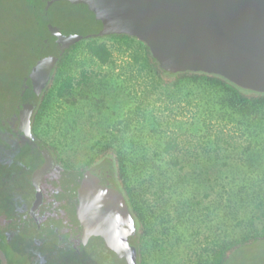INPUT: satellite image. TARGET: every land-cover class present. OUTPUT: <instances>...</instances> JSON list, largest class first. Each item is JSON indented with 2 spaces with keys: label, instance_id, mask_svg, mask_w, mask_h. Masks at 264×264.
I'll list each match as a JSON object with an SVG mask.
<instances>
[{
  "label": "trees",
  "instance_id": "obj_1",
  "mask_svg": "<svg viewBox=\"0 0 264 264\" xmlns=\"http://www.w3.org/2000/svg\"><path fill=\"white\" fill-rule=\"evenodd\" d=\"M56 1L35 0V66L59 54L64 34L45 17ZM30 122L65 173L103 165L135 221L137 264H226L264 242V94L164 72L126 35L91 37L59 56ZM7 128L0 121L1 138ZM99 250L118 258L104 243Z\"/></svg>",
  "mask_w": 264,
  "mask_h": 264
},
{
  "label": "water",
  "instance_id": "obj_2",
  "mask_svg": "<svg viewBox=\"0 0 264 264\" xmlns=\"http://www.w3.org/2000/svg\"><path fill=\"white\" fill-rule=\"evenodd\" d=\"M64 2L81 8L89 26L77 34L63 33L57 40L59 54L43 58L29 75L19 119L21 132L33 140L34 102L47 87L59 56L72 44L91 37L126 35L144 44L164 72L216 75L243 90L264 94V0ZM37 144L45 164L33 177L36 188L53 164L48 150ZM40 202L38 191L33 210ZM76 218L85 251L90 252L94 242L101 240L119 259L137 264L136 248L129 243L137 228L124 196L101 185L88 170L77 189ZM0 262L7 263L1 249Z\"/></svg>",
  "mask_w": 264,
  "mask_h": 264
},
{
  "label": "rangeland",
  "instance_id": "obj_3",
  "mask_svg": "<svg viewBox=\"0 0 264 264\" xmlns=\"http://www.w3.org/2000/svg\"><path fill=\"white\" fill-rule=\"evenodd\" d=\"M40 12L35 0H0L1 122L10 119L16 112L27 78L40 58V52L36 49L43 37ZM45 17L58 26L61 32L72 35L89 26L82 9L70 6L64 0L54 2L50 10H45ZM9 169L20 170L13 164L0 161V233L6 264H127L107 252L106 256L101 254L99 249L103 243L100 240L94 242L90 252L84 249L77 252L67 244L61 230L65 224L64 216L68 214L69 221L71 218V206L66 202L70 193H61L66 202L64 206L54 199L56 203L45 212L46 222L40 227L20 223L17 210L22 208L20 204L23 201L31 202L33 189L27 185L20 187L14 196L16 200H10L7 189L3 187L4 182L8 186L7 177L11 175ZM17 178H14L11 186L16 187ZM53 185L57 189L60 187L56 180H53L52 187L57 191ZM55 197H59L58 192ZM96 251L98 254H95ZM226 264H264V242L245 248Z\"/></svg>",
  "mask_w": 264,
  "mask_h": 264
},
{
  "label": "flooded vegetation",
  "instance_id": "obj_4",
  "mask_svg": "<svg viewBox=\"0 0 264 264\" xmlns=\"http://www.w3.org/2000/svg\"><path fill=\"white\" fill-rule=\"evenodd\" d=\"M22 105L23 104L21 102L20 107L17 108V111L10 117V119H8L7 121H3L4 126L8 124V136L6 138L0 137V161H6L19 167L20 169L17 170V173L12 172V170L9 169L11 171V175L7 177L8 186L4 182L3 187L7 189L6 193L9 194L10 200H16L14 196L15 193L20 189V187L27 185L33 189V198L31 202H29V200L23 201L22 204H20V207L22 208H19L17 210L19 212L18 214L20 215V223L22 222V224H24L25 226L31 225L40 227V225L44 224L46 222L45 212L48 210V208L54 206V204L56 203V200H54L55 198L59 201L60 205L64 206L63 203H69L71 206V218L69 221L68 214L67 216H64L65 224H63L62 226L63 228L61 230V233L64 235L67 240V244L70 245L72 249L77 252H81V250H83L84 248L80 243L81 227L76 218V208L77 189L79 188L80 183L83 179L84 172L88 170L92 174L97 176L101 185L111 187L116 190H118V188H116V186L112 183L110 175H105L107 180H102V164H96L91 168H85L81 172L80 177L77 178L72 173H65L63 168L60 167V165L57 163L55 156L51 154V152H49V150L47 149L49 155L52 158L53 164L50 171L43 177H41L37 189L33 183V177L35 173L44 166L45 158L37 144L40 143V141H38L34 136L33 137L35 138V140L31 139L28 136H25L20 130L19 118L20 112L22 110ZM12 119L14 121H12ZM30 133L32 134L31 122ZM15 177H18V180L16 181V187H13L11 186V184L15 181ZM53 180H56V184L60 185L58 189L53 185L57 189V191H55L52 187ZM38 191L41 194V202L39 206L35 210H33L34 205L37 202ZM56 192H58L59 197H55ZM62 192H66L68 194L70 193V198H67L66 202L63 201L64 197L61 196ZM1 241L2 236L0 233V249L2 246H4V242ZM1 251L3 252L2 249Z\"/></svg>",
  "mask_w": 264,
  "mask_h": 264
}]
</instances>
